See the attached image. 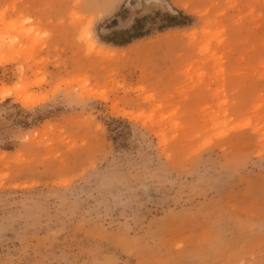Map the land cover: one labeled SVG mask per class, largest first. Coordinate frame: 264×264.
I'll list each match as a JSON object with an SVG mask.
<instances>
[{"label":"rangeland","instance_id":"obj_1","mask_svg":"<svg viewBox=\"0 0 264 264\" xmlns=\"http://www.w3.org/2000/svg\"><path fill=\"white\" fill-rule=\"evenodd\" d=\"M0 16V264H264V0Z\"/></svg>","mask_w":264,"mask_h":264},{"label":"bare ground","instance_id":"obj_2","mask_svg":"<svg viewBox=\"0 0 264 264\" xmlns=\"http://www.w3.org/2000/svg\"><path fill=\"white\" fill-rule=\"evenodd\" d=\"M1 17V16H0ZM4 24V22H2V18H0V27H1V25H3ZM4 34H6V32H4V30H1L0 31V49H3V47H6L8 44V42H5V40H4V38H5V35ZM19 37V36H18ZM18 44V43H17ZM14 47H15V45H14ZM17 47V46H16ZM9 48V47H8ZM4 50H5V48H4ZM0 52H2V50L0 51ZM4 52V51H3ZM1 56V55H0ZM3 56V55H2ZM7 56V55H6ZM16 60V59H15ZM12 61H13V59H12ZM7 62V60L5 59V58H0V65H3L4 63H6ZM13 94H15V92L12 90V89H0V97L2 98V99H4V98H6V97H8V96H10V95H13ZM37 100H31V99H26L25 100V104L27 105V106H30V105H35V104H37Z\"/></svg>","mask_w":264,"mask_h":264},{"label":"trees","instance_id":"obj_3","mask_svg":"<svg viewBox=\"0 0 264 264\" xmlns=\"http://www.w3.org/2000/svg\"><path fill=\"white\" fill-rule=\"evenodd\" d=\"M179 18L182 19L185 22H183V23L179 22L178 21ZM171 19H172V22L163 25V27L161 29L182 26L185 23L189 22V19L187 17L183 16L182 14H177V16H171ZM115 33H117V32H115ZM143 36H144L143 34L135 33L133 35H129V36L125 37L124 40H122L120 42H116L114 40H110V42H112L115 45H123L125 43L130 42L133 39L141 38Z\"/></svg>","mask_w":264,"mask_h":264}]
</instances>
